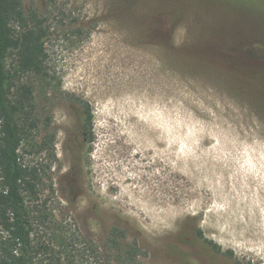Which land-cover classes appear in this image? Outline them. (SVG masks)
Wrapping results in <instances>:
<instances>
[{
    "label": "rangeland",
    "instance_id": "obj_1",
    "mask_svg": "<svg viewBox=\"0 0 264 264\" xmlns=\"http://www.w3.org/2000/svg\"><path fill=\"white\" fill-rule=\"evenodd\" d=\"M24 9L48 28L34 96L55 214L99 246L121 229L140 264H264V0Z\"/></svg>",
    "mask_w": 264,
    "mask_h": 264
},
{
    "label": "trees",
    "instance_id": "obj_2",
    "mask_svg": "<svg viewBox=\"0 0 264 264\" xmlns=\"http://www.w3.org/2000/svg\"><path fill=\"white\" fill-rule=\"evenodd\" d=\"M47 37L48 28L35 10L25 11L24 0H0V264H140L138 244H123L121 229L112 228L99 246L49 204L55 138L38 139L41 120L34 96V85L47 73ZM72 101L84 116L83 127H90L89 104ZM21 150L45 157L31 164ZM202 243L221 253L215 244Z\"/></svg>",
    "mask_w": 264,
    "mask_h": 264
}]
</instances>
